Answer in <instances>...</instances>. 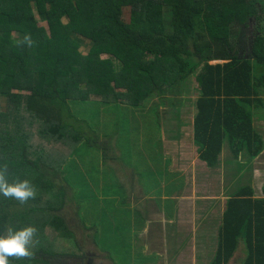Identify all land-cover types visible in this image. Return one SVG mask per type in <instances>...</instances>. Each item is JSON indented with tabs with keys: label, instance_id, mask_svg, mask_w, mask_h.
I'll use <instances>...</instances> for the list:
<instances>
[{
	"label": "trees",
	"instance_id": "1",
	"mask_svg": "<svg viewBox=\"0 0 264 264\" xmlns=\"http://www.w3.org/2000/svg\"><path fill=\"white\" fill-rule=\"evenodd\" d=\"M189 78L196 157L213 167L226 144L240 181L264 150L254 126V112L264 113V0H0V170L9 181L28 179L35 192L23 203L0 197V230L36 229L31 255L9 264H67L55 259L84 255L66 222L69 186L110 174L120 185L109 165L118 158L104 154L113 118L127 107L159 116ZM88 101L111 112L97 121ZM128 135L126 148L139 138L136 130ZM36 139L54 146L36 147ZM82 148L91 159L78 155ZM132 210L144 226L147 218ZM239 244L240 264H264V182L259 193L249 183L227 192L206 264H228Z\"/></svg>",
	"mask_w": 264,
	"mask_h": 264
},
{
	"label": "rangeland",
	"instance_id": "2",
	"mask_svg": "<svg viewBox=\"0 0 264 264\" xmlns=\"http://www.w3.org/2000/svg\"><path fill=\"white\" fill-rule=\"evenodd\" d=\"M38 21L46 27L45 22ZM88 45L85 41L80 50L85 52ZM217 61L222 62H211ZM194 83L193 78L186 82L184 92L180 94L182 101L179 99L181 96L169 95L168 98H172L174 104L162 106L159 116L147 114L145 118L139 116L142 113L136 107H127L125 110L130 108V112H122L123 115L119 118L122 123L126 120V127L113 118L114 135L109 139L104 154L117 157V162L124 166L122 171L117 172L124 186L111 185V178L114 177L112 174L101 176L104 180L100 177L86 178L87 185L69 186L72 200L68 199L64 206L66 222L73 230L77 248L83 251L84 255L59 257L55 260L64 258L63 261L67 264L84 263L87 260L90 264H205L212 257L224 198L227 192L239 183H249L258 192L264 182V153L250 162L242 179L237 181L234 162L229 148L224 144L219 155L220 162L206 168L209 173L217 175L205 180L199 179L192 185L189 179L191 171L200 170L199 165L195 166L199 162L196 159L195 144L188 134V125L194 111L193 102L197 95L193 90ZM89 102L93 103L91 107L95 110L89 113L97 114V121L102 119L101 115L105 117L111 112L109 109L102 111L103 106L95 102L88 101L85 105L88 106ZM134 120L143 124L137 126L132 123ZM156 120H160L162 126H157ZM254 120L255 128L264 138V122L256 117ZM130 130H136L139 138L136 139V145L128 142L130 146L126 148L127 141L131 138L128 135ZM34 144L36 147L45 146L46 150L54 146L38 139L34 140ZM94 146L98 148L97 144ZM55 148L61 147L56 145ZM78 155L89 160L92 152L88 148H82V153L78 152ZM92 158L91 162L99 160L96 155ZM78 159L74 157L75 161ZM126 159L134 161V164L127 165ZM68 169L70 168L68 167L67 171ZM133 170L140 175L138 183L142 189L148 192L153 202L165 209L167 215L173 212L174 207V201L167 195L174 191L171 196L176 201V209L174 215L169 217L171 222H168L169 218L163 214L159 216V221L155 218L154 206L148 203L141 187L129 177ZM161 181L167 185L161 184ZM102 183L109 186H101ZM178 184H182L179 190ZM101 188L105 192H102ZM132 207L141 210L145 218H149L146 226L142 230H136L135 234L134 229L142 227V223L139 225L142 221L132 211ZM75 211L79 215L80 223ZM201 222L203 224L200 229L205 230L203 239L191 244V237H187L189 229ZM162 227L174 229L171 232L176 230L177 239L174 243H169L168 237L164 238ZM168 231L165 229L164 235H167ZM145 232L152 234L147 236ZM194 235H197V232ZM242 256L243 249L239 244L228 264H240Z\"/></svg>",
	"mask_w": 264,
	"mask_h": 264
},
{
	"label": "clouds",
	"instance_id": "3",
	"mask_svg": "<svg viewBox=\"0 0 264 264\" xmlns=\"http://www.w3.org/2000/svg\"><path fill=\"white\" fill-rule=\"evenodd\" d=\"M23 39L29 44L32 42L28 35H25ZM34 195L33 185L28 179L9 181L6 178V172L0 170V197H11L23 203ZM35 231V227L31 224L23 226L10 224L0 230V264H9V257L31 255L30 245Z\"/></svg>",
	"mask_w": 264,
	"mask_h": 264
},
{
	"label": "crops",
	"instance_id": "4",
	"mask_svg": "<svg viewBox=\"0 0 264 264\" xmlns=\"http://www.w3.org/2000/svg\"><path fill=\"white\" fill-rule=\"evenodd\" d=\"M255 114H254V118L256 117V118H258V119H261L263 122H264V113L262 112V111H255L254 112ZM255 121V120H254ZM189 127V126H188ZM177 130V129H176ZM188 134L190 135V139H191V131H190V127H189V132H188ZM193 143V142H192ZM264 153V150H262V152L259 154V156L260 155H262ZM196 159L198 160V162H199V164H195V166H200L199 167V171H196V169H194V171H191V175H189L190 176V178L189 179H191L190 180V183L192 184V185H195L198 181H199V179H202V180H205L207 177L208 178H211L212 176H214V175H217V174H212V173H209V171H208V169H206V168H208V166H206L205 164H204V162L203 161H201L200 159H198L197 157H196ZM118 160V159H117ZM220 162V161H219ZM218 162V163H219ZM109 165H111L115 170H116V172H115V177H116V179L118 180V183L121 185V186H124V184L122 183V181H121V178L117 175V172L118 171H122V169L124 168V166L120 163V162H117V161H111V162H109ZM129 165H133V163H129ZM203 166L205 167V168H203ZM159 168V167H158ZM210 168V167H209ZM171 169V168H170ZM171 171H172V169H171ZM172 172H174V171H172ZM135 175V176H134ZM139 173L138 172H135L134 173V170H133V174L131 175H129V177L131 178V180L136 184L137 183V185H139L140 187H141V185H140V183H138L139 182ZM161 184H163V185H165L166 183H162V181L160 182ZM263 183V182H262ZM261 183V184H262ZM261 186V185H260ZM259 190H258V193L260 192V188H258ZM141 192L144 194L143 196H145L146 198H148V203H152V205L154 206V215H155V218L159 221V216H161V214H163V216L164 217H166V218H169L171 215H172V213H170V215H167V213H166V211H165V209H163V208H161L160 206H158L155 202H153L152 200H151V198L149 197V195H148V192H146L144 189H142V187H141ZM172 192H174V191H172ZM172 192H170L167 196H170L171 197V199L172 200H174V198L171 196V194H172ZM225 199L226 198H224V204H223V207H222V210H221V212H220V215H219V223H220V221H221V214H222V211H223V209H224V206H225ZM136 209V210H138V211H140L141 213H142V216H144V213L141 211V210H139V209H137L136 207H132V209ZM174 209H176V201L174 200ZM133 211V210H132ZM134 212V211H133ZM154 218V217H153ZM148 219L149 218H147V220H146V222L148 221ZM164 219V218H163ZM167 221V220H166ZM172 220H171V218H169L168 219V222H171ZM203 221V220H202ZM219 223H218V225H219ZM203 223L201 222L198 226H195V227H191L189 230V233H188V238L189 237H191V244H192V242H194V244H195V242L196 241H201L202 239H203V234L205 233V230H201L200 229V226L202 225ZM218 225H217V227H216V235H217V228H218ZM146 226V224L143 226L142 225V227H140V228H138V229H134V234H135V232H136V230H142L144 227ZM162 230H163V236H164V238H165V236L166 237H168V240H169V243L171 242V243H174V241L177 239L176 237H177V233H176V230L174 231V232H171V230H174V229H168V228H165V227H162L161 228ZM165 229H167V230H169L168 231V234L167 235H164L165 233ZM207 231V230H206ZM197 232V235H194L195 233ZM145 234H146V232H145ZM151 232H148L146 235L147 236H151ZM146 235H145V237H146ZM169 235V236H168ZM203 243V242H202ZM182 246V245H181ZM215 246H216V241H215ZM144 248V247H143ZM215 249V248H214ZM213 252H214V250H213ZM213 254V253H212ZM211 258V257H210ZM206 264V263H205Z\"/></svg>",
	"mask_w": 264,
	"mask_h": 264
}]
</instances>
